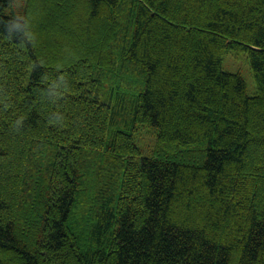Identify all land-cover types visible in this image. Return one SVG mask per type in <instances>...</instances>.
I'll return each mask as SVG.
<instances>
[{
    "label": "trees",
    "instance_id": "obj_1",
    "mask_svg": "<svg viewBox=\"0 0 264 264\" xmlns=\"http://www.w3.org/2000/svg\"><path fill=\"white\" fill-rule=\"evenodd\" d=\"M0 264H264V0H0Z\"/></svg>",
    "mask_w": 264,
    "mask_h": 264
},
{
    "label": "rangeland",
    "instance_id": "obj_2",
    "mask_svg": "<svg viewBox=\"0 0 264 264\" xmlns=\"http://www.w3.org/2000/svg\"><path fill=\"white\" fill-rule=\"evenodd\" d=\"M242 55L235 56L234 53H228L224 59V69L239 71L243 74L247 81V92L253 95L256 91V84L253 78L251 68L247 61L244 63ZM246 60V58H245ZM156 135V130H148L146 126L139 125V129L135 133L137 143L142 147L144 154H150V145Z\"/></svg>",
    "mask_w": 264,
    "mask_h": 264
}]
</instances>
